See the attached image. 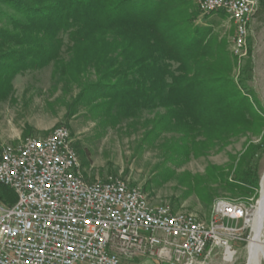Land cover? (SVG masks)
Segmentation results:
<instances>
[{
    "label": "trees",
    "instance_id": "1",
    "mask_svg": "<svg viewBox=\"0 0 264 264\" xmlns=\"http://www.w3.org/2000/svg\"><path fill=\"white\" fill-rule=\"evenodd\" d=\"M196 16L188 0H0V98L16 74L51 65L53 79L66 92L78 89L74 102L90 105L104 127L151 125L150 142L176 134L194 153L258 133L263 117L230 76L235 61L224 40L195 26ZM144 114L154 118L141 121ZM256 150L249 145L241 155L234 181L214 172L195 181L200 199L210 204V182L241 196L255 192L248 166Z\"/></svg>",
    "mask_w": 264,
    "mask_h": 264
},
{
    "label": "built area",
    "instance_id": "2",
    "mask_svg": "<svg viewBox=\"0 0 264 264\" xmlns=\"http://www.w3.org/2000/svg\"><path fill=\"white\" fill-rule=\"evenodd\" d=\"M198 6L203 15L229 17L233 52L241 55L258 0H199ZM258 202L217 199L204 222L150 203L139 185L119 175L89 181L69 130L58 127L45 138L0 147V264H121L135 258L202 264L226 248L231 235L242 229L254 234ZM260 234L264 263V220Z\"/></svg>",
    "mask_w": 264,
    "mask_h": 264
},
{
    "label": "rangeland",
    "instance_id": "3",
    "mask_svg": "<svg viewBox=\"0 0 264 264\" xmlns=\"http://www.w3.org/2000/svg\"><path fill=\"white\" fill-rule=\"evenodd\" d=\"M188 1L191 10L197 13L193 24L210 27L219 40H224L227 53L235 61L230 76L250 90L263 117L259 128H254L258 133L252 130L231 136L225 143L213 144L196 154L192 149L183 150L176 134L165 133L150 142L147 133L151 125L143 128L139 124L136 130L129 128L127 123L115 128L104 127L90 112V105L74 102L78 89L66 92L53 79L50 65L22 71L12 78L9 94L0 98V147L16 145L26 137L45 138L54 129L65 127L72 136L81 169L89 181L119 175L132 185H139L150 203L166 204L174 212L192 214L204 222L209 219L211 206L217 199L247 206L258 202L264 172V0H258L257 10L248 25L245 48L239 56L233 52L235 24L229 17L223 12L203 15L199 0ZM67 47L64 37V56ZM145 118L153 119L154 115L144 114L141 121ZM249 145L257 147L248 166L258 177L257 190L241 196L239 192L233 194L223 190L220 182H210L209 193L213 197L207 205L197 195L195 181L207 179L211 172L228 174V179L234 181L236 164ZM254 234L242 229L231 235L227 247L215 249L210 258L201 261L202 264H247L249 243ZM121 264L165 263L156 258H135ZM260 264H264L262 257Z\"/></svg>",
    "mask_w": 264,
    "mask_h": 264
},
{
    "label": "bare ground",
    "instance_id": "4",
    "mask_svg": "<svg viewBox=\"0 0 264 264\" xmlns=\"http://www.w3.org/2000/svg\"><path fill=\"white\" fill-rule=\"evenodd\" d=\"M258 204L259 207L253 220L255 234L249 243V258L247 264H260V258L262 257L263 241L260 232L262 230V222L264 220V172L261 179V195Z\"/></svg>",
    "mask_w": 264,
    "mask_h": 264
}]
</instances>
